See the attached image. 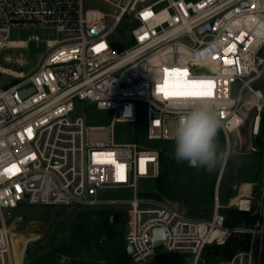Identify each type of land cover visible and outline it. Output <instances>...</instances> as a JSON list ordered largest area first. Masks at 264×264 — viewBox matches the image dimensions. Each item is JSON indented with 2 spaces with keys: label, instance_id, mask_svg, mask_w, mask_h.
I'll return each instance as SVG.
<instances>
[{
  "label": "built area",
  "instance_id": "built-area-1",
  "mask_svg": "<svg viewBox=\"0 0 264 264\" xmlns=\"http://www.w3.org/2000/svg\"><path fill=\"white\" fill-rule=\"evenodd\" d=\"M86 1L0 0V74L12 78L0 84V264H12L5 210L124 202L101 199L100 191L109 189L133 193L126 201L125 227L132 264L159 253L209 264L203 259L206 248L226 245L233 234L248 239L218 264H262L264 170L259 217L244 230L229 226L219 205L210 219L194 220L174 206L140 197L138 183L159 177L162 150L150 144L174 140L179 114L193 104L215 106L218 137L224 135L228 149L231 136L248 124L247 152H258L255 137L264 127V0H103L113 13L89 8ZM127 17L136 23L129 35L121 29ZM29 27L55 28L61 38L48 41L40 66L26 75L3 64H29L24 55L5 54L38 39H10L13 29ZM165 69L187 71L186 77L172 76L170 85L177 79L213 81V95L190 98L173 95L178 88L158 90L165 85ZM76 100L112 112L110 124L87 126L86 117L75 114ZM142 113L146 143H118L116 126H137ZM253 200L254 184L243 183L229 206L252 213ZM156 229L166 236L158 248Z\"/></svg>",
  "mask_w": 264,
  "mask_h": 264
},
{
  "label": "rangeland",
  "instance_id": "rangeland-1",
  "mask_svg": "<svg viewBox=\"0 0 264 264\" xmlns=\"http://www.w3.org/2000/svg\"><path fill=\"white\" fill-rule=\"evenodd\" d=\"M86 6L105 13H113L114 10L103 0H87ZM135 24L127 17L121 29L129 35ZM32 36L38 39L29 41L26 47L5 51V54L14 58L21 55L28 57L29 64L25 68L3 64L4 67L30 75L38 69L47 55L48 41L61 38L55 28L29 27L13 29L10 39L27 41ZM10 80L12 78L0 74V84ZM75 106V114L84 115L87 126H108L112 120V112L98 110L88 101L76 100ZM144 123L145 113H142L137 126L118 124L116 141L133 142L137 139L141 144H145ZM247 125L241 127L240 135L231 136L229 149L224 135L221 133L217 137L221 149L228 155L223 163L211 172L201 167H193L187 161L177 163L173 158L174 140L151 143L150 146L165 151V161L158 178L141 180L138 183L139 196L174 206L194 220L210 219L219 205V212L225 216L229 226L240 230L250 228V224L237 208L229 206L243 183L254 184L253 204L256 212L251 214L254 223L259 217L258 209L262 206L261 179L264 168L262 175L256 179L261 154L247 152L250 139ZM99 196L103 200L122 199L124 202L116 206L76 204L22 206L15 211L5 210L3 215L6 218L11 214L6 224L12 236L13 264H132L127 254L125 227L129 208L126 201L133 197V193L129 190L109 189L100 191ZM233 235L240 236L242 245L248 239L246 234ZM231 238L233 237L229 239ZM237 249L238 246L232 243L222 253L208 248L203 253V259L209 264H218L229 258ZM261 263L264 264V241Z\"/></svg>",
  "mask_w": 264,
  "mask_h": 264
},
{
  "label": "clouds",
  "instance_id": "clouds-1",
  "mask_svg": "<svg viewBox=\"0 0 264 264\" xmlns=\"http://www.w3.org/2000/svg\"><path fill=\"white\" fill-rule=\"evenodd\" d=\"M221 122L215 106L202 102L188 106L178 117L174 130L173 158L213 171L228 153L218 143Z\"/></svg>",
  "mask_w": 264,
  "mask_h": 264
},
{
  "label": "trees",
  "instance_id": "trees-1",
  "mask_svg": "<svg viewBox=\"0 0 264 264\" xmlns=\"http://www.w3.org/2000/svg\"><path fill=\"white\" fill-rule=\"evenodd\" d=\"M257 146H258V153L261 154V162L258 164L257 166V172H256V179L258 176L262 175V170L264 168V127L261 130L260 136H259V142H257ZM165 151H161V167L165 161ZM259 178V177H258ZM261 178V177H260ZM262 181V179H261ZM240 214L243 215L244 219L250 224V226L252 227L254 224V220L251 216L252 213L250 212H241L239 211ZM252 223V224H251ZM232 235L233 238L232 241L231 239H229L226 243V245L224 246H212V247H208L209 249H214L216 250L218 253H222L224 251H226L229 247V244L232 243L234 245L237 246H241L242 242L240 241V236H235ZM206 248V249H208ZM185 258V259H184ZM190 263L191 264V258L182 255V254H177V253H159L156 257H155V261L152 264H187Z\"/></svg>",
  "mask_w": 264,
  "mask_h": 264
},
{
  "label": "snow or ice",
  "instance_id": "snow-or-ice-1",
  "mask_svg": "<svg viewBox=\"0 0 264 264\" xmlns=\"http://www.w3.org/2000/svg\"><path fill=\"white\" fill-rule=\"evenodd\" d=\"M145 15H150L145 14ZM227 63V61H226ZM179 76L182 75L184 77L187 76V71L185 70L181 74L180 69H172L171 72H169L168 69H165V85L164 86H158L157 89L160 90L161 87L165 88H178V91H174L173 95H180L184 97H190V98H207L211 97L213 95L212 91H210L211 88L214 87L213 81H201V80H184L183 84H180L178 79L173 81V83L170 85L169 80L172 76ZM169 93L166 91L165 96L167 97ZM30 131V130H29ZM15 167V166H13Z\"/></svg>",
  "mask_w": 264,
  "mask_h": 264
},
{
  "label": "water",
  "instance_id": "water-1",
  "mask_svg": "<svg viewBox=\"0 0 264 264\" xmlns=\"http://www.w3.org/2000/svg\"><path fill=\"white\" fill-rule=\"evenodd\" d=\"M205 31V28H202L201 29V32H204ZM255 141L256 142H259V137H255ZM191 165V164H190ZM191 166H193V165H191ZM193 167H195V166H193ZM10 218H11V214L9 213V215H8V217H7V219L8 220H10ZM154 239H153V245H154V248H158V247H160L161 245H162V243L166 240V236H165V234H164V232L161 230V229H156L155 231H154ZM132 253H133V250H132V248L130 247V246H127V254L129 255V256H131L132 255ZM153 263V260H149L147 263H145V264H152Z\"/></svg>",
  "mask_w": 264,
  "mask_h": 264
},
{
  "label": "crops",
  "instance_id": "crops-1",
  "mask_svg": "<svg viewBox=\"0 0 264 264\" xmlns=\"http://www.w3.org/2000/svg\"><path fill=\"white\" fill-rule=\"evenodd\" d=\"M250 184H253V183H250ZM254 197H255V195H254Z\"/></svg>",
  "mask_w": 264,
  "mask_h": 264
},
{
  "label": "bare ground",
  "instance_id": "bare-ground-1",
  "mask_svg": "<svg viewBox=\"0 0 264 264\" xmlns=\"http://www.w3.org/2000/svg\"><path fill=\"white\" fill-rule=\"evenodd\" d=\"M12 259V258H11ZM12 264H13V262H12Z\"/></svg>",
  "mask_w": 264,
  "mask_h": 264
}]
</instances>
